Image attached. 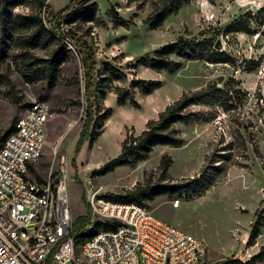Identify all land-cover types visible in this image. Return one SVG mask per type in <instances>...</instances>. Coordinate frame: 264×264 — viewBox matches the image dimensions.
Here are the masks:
<instances>
[{"label": "rangeland", "instance_id": "rangeland-1", "mask_svg": "<svg viewBox=\"0 0 264 264\" xmlns=\"http://www.w3.org/2000/svg\"><path fill=\"white\" fill-rule=\"evenodd\" d=\"M70 2L46 0L54 11ZM94 2L98 9L93 21H87L88 15H79L63 27L72 29L95 50L96 76L102 90L93 99L95 111L104 114L108 108L113 110L101 126L104 133L94 145L87 142L84 159L78 158L76 148L85 131L88 106L83 58L66 39L69 57L61 66L58 84L52 88L46 82L28 83L24 54L47 58L56 48L29 47L22 54L19 45L27 37L30 23L35 17L45 20L46 11L37 9L32 0L27 6L0 0V20L9 23L18 19L28 24L7 27L6 31L0 28V141L30 105L46 101L51 116L43 156L30 167L29 178L44 182L51 175L59 176L65 156L74 223L89 214L91 221L99 220L87 201L92 189L114 197L139 184H160V165L166 156L172 161L169 184L192 185L181 194L148 201L145 207L206 244L207 253L200 264H233L247 248L256 255L264 253V135L245 114L255 97L264 95V0H191L157 29L148 19L160 0ZM235 21L249 25L251 34L231 31ZM181 37L213 39L221 45L214 51L225 53L229 63L174 56L179 67L173 72H156L138 63ZM138 80L161 81L162 86L146 95L133 87V81ZM118 91L132 96L139 107L130 103L119 106ZM197 93L207 95L187 109L193 120L176 126L183 140L181 147L159 146L134 167L98 173L121 154L127 137L139 136L148 121L158 119L169 105ZM255 230L262 234L261 239L251 237ZM88 231L91 229L86 228ZM253 264H264V258H256Z\"/></svg>", "mask_w": 264, "mask_h": 264}, {"label": "built area", "instance_id": "built-area-1", "mask_svg": "<svg viewBox=\"0 0 264 264\" xmlns=\"http://www.w3.org/2000/svg\"><path fill=\"white\" fill-rule=\"evenodd\" d=\"M245 114L264 135V95L255 97ZM50 116V105L35 101L0 147V264H200L207 253L202 240L145 206L116 202L93 189L87 195L93 216L113 228L78 242L68 159L63 157L57 177L29 178L30 167L43 156ZM94 223L87 228L93 230ZM256 256L247 248L233 264H253Z\"/></svg>", "mask_w": 264, "mask_h": 264}, {"label": "trees", "instance_id": "trees-1", "mask_svg": "<svg viewBox=\"0 0 264 264\" xmlns=\"http://www.w3.org/2000/svg\"><path fill=\"white\" fill-rule=\"evenodd\" d=\"M11 0H8L10 2ZM39 10H45V20L35 17L34 21L30 23V29L28 30L27 37L23 38L19 43L24 54V49H50L52 46H56L51 51L47 58H39L34 55L24 54V66L28 71L27 82L38 83L46 82L50 87H55L60 78L61 66L68 60L69 51L67 50L66 39L76 46L80 55L84 61V68L86 74V97L88 100L87 106V123L85 131L80 137L76 148V155L78 156L83 146L89 142L90 145L98 140V138L104 133L103 123L112 116L113 110L108 108L104 114L101 111H95V104L93 99L97 98L99 89V81L96 76L97 62L96 53L86 41L79 38L74 31L65 30L63 25L79 15H88L87 21L91 22L95 18L98 5L95 0H71V2L62 10L54 11L49 5L46 4V0H32ZM191 0H160L155 5V9L148 22L151 23L153 29H157L163 25L166 18L172 14L179 12V10ZM29 0H16V5H28ZM264 11V9H262ZM261 10V11H262ZM112 14L117 21L122 19L118 13L112 9ZM33 20V19H29ZM2 18L0 20V28L7 30V27L15 28L17 26H27L28 24L22 20L9 21ZM233 32H244L251 34L250 26L245 25L242 21H235L230 27ZM5 37V34L3 35ZM214 49H221V45L217 47V43L213 39H203L201 41L189 40L183 37L179 38L176 42L165 45L164 47L154 51L152 54H148V57L141 58L138 63L149 67L156 72H173L179 67V63L175 62L173 57L179 56L187 58L189 60L207 59L209 62L216 63H229L230 59L225 53L214 51ZM153 55V56H152ZM113 71L114 69L110 67ZM134 88H140L146 95L152 94L155 90L162 86L161 81H145L138 80L133 81ZM101 87V86H100ZM104 92V91H103ZM105 95V93H101ZM117 101L119 106L126 104H132L135 108H138V104L135 99L128 93H122L118 91ZM207 94L197 93L192 96H183L178 101L169 105L156 120H149L147 128L139 136H129L122 144V152L116 158L109 161L102 169L98 171L101 175H106L115 171V169L123 166L134 167L142 161L147 160L156 147L170 146L173 148H179L183 144V140L180 136L179 130L176 128L177 124L184 123L189 124L193 120V114L188 113L187 109L200 101ZM12 102L17 104L18 99L12 98ZM16 125V123H15ZM15 125L7 132V135L1 139L0 147L6 141V139L15 130ZM102 126V127H101ZM171 159L166 156L163 157L160 168L162 170V176L160 184H139L132 190H129L125 195H118L109 197L111 200L120 203H135L141 206H145L148 201H153L159 196H174L181 194L185 190L191 187V183L186 185H170L167 177L169 168L171 166ZM165 183L164 185H162ZM91 224V214L83 216V218L76 219L74 223V236L78 242H81L83 238L92 236L94 233L102 228L110 229L113 225L105 221L104 223L97 221L94 224L93 230L86 232L87 226ZM259 235L258 230H255L251 237L257 238ZM263 259L264 253L255 257ZM254 259V260H255ZM234 263V262H233Z\"/></svg>", "mask_w": 264, "mask_h": 264}, {"label": "crops", "instance_id": "crops-1", "mask_svg": "<svg viewBox=\"0 0 264 264\" xmlns=\"http://www.w3.org/2000/svg\"><path fill=\"white\" fill-rule=\"evenodd\" d=\"M86 145V144H85ZM85 145L83 146V148H82V151H81V153L79 154V156H78V158H83L84 159V152H85Z\"/></svg>", "mask_w": 264, "mask_h": 264}, {"label": "water", "instance_id": "water-1", "mask_svg": "<svg viewBox=\"0 0 264 264\" xmlns=\"http://www.w3.org/2000/svg\"><path fill=\"white\" fill-rule=\"evenodd\" d=\"M217 46H219V45H217Z\"/></svg>", "mask_w": 264, "mask_h": 264}]
</instances>
